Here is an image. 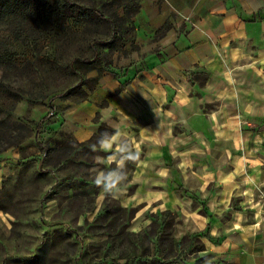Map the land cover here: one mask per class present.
Masks as SVG:
<instances>
[{
    "label": "rangeland",
    "instance_id": "374dc122",
    "mask_svg": "<svg viewBox=\"0 0 264 264\" xmlns=\"http://www.w3.org/2000/svg\"><path fill=\"white\" fill-rule=\"evenodd\" d=\"M29 1L35 3V7L42 6L43 2ZM73 1L101 10L112 24L107 20L78 26L68 22V27L74 31L68 41L60 36L43 39V24L34 16L30 22L20 24L31 44L27 43V37L11 36L16 55L12 62L0 63L1 84L19 88L21 97L13 108V99L8 98L5 86H0V264H136L139 261L135 259L143 249L149 247L154 251V244L146 240L145 231H158L159 228L153 226L161 220L165 228L163 236L177 244L174 250L183 263L202 255L198 253L202 249L200 236L210 241L219 238L202 231L194 238L186 234L187 238L183 239L185 235L176 231L182 224L180 209L174 206L158 210L139 200H143L146 188L164 189L171 194L189 196L196 209L206 213L204 195L218 188L215 186L218 177L210 171L207 159L210 152L225 148L240 153L250 147L256 148V159L264 160V87L255 81L251 83L253 100L263 108L257 117L251 113L236 115V104L229 103L222 110L230 119L212 129L207 114L220 110L216 101L201 105L199 115L186 121L176 118L172 122L165 102L159 104L141 90L142 86L152 88L149 75L139 72L132 76L105 70L98 73L91 66L101 67L102 62H85L93 57L94 51L106 54L112 62L111 68L117 70L130 62L137 50L134 42L130 43L134 31L129 22H119L112 17L113 12L121 17L118 4L122 3ZM7 27L8 23L0 20V29ZM260 64L264 76V62ZM194 73H200L196 76L198 84L191 91L197 93L207 75L198 70ZM122 91L128 103L120 96ZM55 94L62 97L53 101L55 111L41 123L37 141L35 126L28 121H39L44 110L47 114L48 100ZM114 96L118 109H124V117L120 118V110H110ZM160 116L163 126L172 124L170 130H162L164 133H194L203 135L200 136L203 140L192 135L193 139L185 144L166 145L164 138L161 141L142 139L138 129ZM16 117H24V120L18 122ZM23 125L30 131H25ZM103 132L119 133L114 137L111 151L99 145ZM53 141L66 149L61 147L64 149L61 152L45 155L42 144ZM121 146H126L134 159L126 162L122 170L125 178L117 186L118 190L105 192L103 186L96 184V178L100 172L116 168L108 157ZM141 149L149 155H157L158 163L170 166L167 184L163 186L159 181L151 183L154 181L146 179L141 188L140 181L134 178ZM228 166L221 174L230 171L231 163ZM148 177H153V173ZM255 196L264 205L263 187L257 188ZM239 202L233 194L228 206L243 210ZM244 210L245 221L249 223L252 210ZM225 214L222 217H226ZM150 237L155 238L152 234ZM167 249L165 244L163 250L167 252Z\"/></svg>",
    "mask_w": 264,
    "mask_h": 264
},
{
    "label": "crops",
    "instance_id": "0c3cea01",
    "mask_svg": "<svg viewBox=\"0 0 264 264\" xmlns=\"http://www.w3.org/2000/svg\"><path fill=\"white\" fill-rule=\"evenodd\" d=\"M138 2L139 10L132 17L137 50L130 57V62L120 67H128L124 74L134 76L140 72L149 75L152 88L148 90L142 86L141 90L159 104L165 102L172 122L176 118L186 121L199 115L201 105L216 101L220 110L207 114L212 121V129L230 119L222 110L229 103L236 104V115L251 113L257 117L262 114L263 108L253 100L251 83L255 81L264 87L260 68V63L264 62V0ZM118 11L122 16L123 8ZM165 24L169 28L158 34ZM196 70L206 72L207 78L199 85L200 91L192 93L198 84L196 76L200 75L194 73ZM121 95L128 103L126 93L122 91ZM116 100L114 96L110 110L119 108ZM118 110L122 114H119L120 118L124 117V109ZM173 110L177 115L175 118ZM45 114L46 110L43 111ZM162 122L161 116L160 119L153 118L151 124L138 129L139 135L145 140L161 141L164 138L166 145L185 144L193 139L192 135L203 140L200 137L203 135L194 133H164L162 130H170L172 124L163 126ZM255 149L246 147L238 153L223 148L210 152L207 159L210 171L218 177L215 184L218 188L208 190L204 195L206 213L196 209L192 198L187 195L146 188L143 200H139L143 205H152L158 210L174 206L180 209L182 224L176 230L180 235L204 231L212 238H219L218 241H210L200 236L202 249L198 253L202 255L175 264H264V205L254 197L257 188H264V160L256 159ZM229 163L230 171L221 174ZM168 168L170 166L158 163L157 155H149L141 149L134 178L140 181L141 188L146 179L154 181L151 183L159 181L164 186L170 179L171 168ZM152 173L153 177H148ZM233 194L240 199L243 210L228 206ZM244 208L252 210L249 223L245 221ZM223 213L226 217H222Z\"/></svg>",
    "mask_w": 264,
    "mask_h": 264
},
{
    "label": "trees",
    "instance_id": "16d2710c",
    "mask_svg": "<svg viewBox=\"0 0 264 264\" xmlns=\"http://www.w3.org/2000/svg\"><path fill=\"white\" fill-rule=\"evenodd\" d=\"M42 6H36L35 3H31L29 0H0V20H5L8 23V27L5 29H0V63H10L13 61L16 53L13 50V44L11 41V36L17 37H27L23 35L25 33L24 27L20 24H24L26 22H30L34 16H37L38 19L42 22L43 28L42 32L43 39L51 38V37H64L66 41L70 39V35L74 33L71 28L68 27V22H70L74 26H78L80 24H87L89 22H95L98 20H107L110 24H112V20L105 19L101 10L96 9L94 7H87L77 5L73 0H42ZM115 2H119L122 4H118V7L123 8V15L119 17L116 12L112 13V17L119 22H129L130 26H132V30L134 31V26L132 23V17L139 10V2L136 0H115ZM39 4V3H36ZM37 14V15H36ZM169 28L168 24H165L160 30H158V34H163ZM134 37V36H133ZM132 37V38H133ZM28 44H31L29 41V37L26 38ZM133 41L130 43L133 44ZM101 45H105L102 43ZM106 54H100L98 51H94L93 57L91 59H87L85 62L92 64L94 62H102V66L99 67L95 65L91 66V69H95L98 73L102 71H122L126 73L128 71V67H123L114 69L111 68L112 62L109 61L105 57ZM4 85L1 84L0 86ZM122 86L124 84H121ZM6 94L9 99H13L12 107L14 108L15 103L21 99L19 96L20 89L13 88L12 86L5 84ZM62 97V95H53L48 100V112L45 114L39 121H28L35 126V139L38 141V131L41 127V123L48 119L55 111L56 106L53 104V101L56 98ZM24 120V117H16V121ZM25 131H30L28 126H22ZM57 141L47 142L42 144V151L45 155L57 154L62 150L66 149L65 146L61 147L57 146ZM42 143V142H39ZM62 143V142H61ZM46 145V146H45ZM60 154V153H59ZM195 199V198H194ZM194 203V202H193ZM204 209H206L204 207ZM169 213V212H167ZM109 212L105 213L106 217H108ZM153 227H158L159 230L155 231L154 229L146 230V240L149 243L154 244V251L151 252L149 247L142 250L140 255L135 259V261H139L136 264H175L177 262H182L180 260V255L175 253L174 240L168 237L163 236V231L165 230L163 226V221L161 220L159 223L154 225ZM150 234L155 238H151ZM196 234H192L190 238H194ZM183 239H186L187 236H183ZM167 244L168 249L167 252L163 250V246ZM183 248V247H181Z\"/></svg>",
    "mask_w": 264,
    "mask_h": 264
},
{
    "label": "clouds",
    "instance_id": "9594fccd",
    "mask_svg": "<svg viewBox=\"0 0 264 264\" xmlns=\"http://www.w3.org/2000/svg\"><path fill=\"white\" fill-rule=\"evenodd\" d=\"M119 133H101L99 145L101 149L111 151L113 148L114 137ZM134 154L126 147L121 146L115 153L108 157V160L116 164V168L108 172H100L96 178V184L103 186L105 192H112L114 189L118 190V185L123 181V169L127 161L133 160Z\"/></svg>",
    "mask_w": 264,
    "mask_h": 264
}]
</instances>
